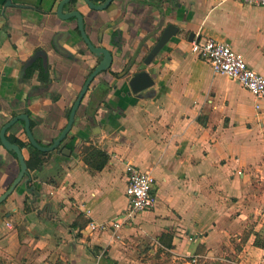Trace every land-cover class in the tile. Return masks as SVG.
Returning a JSON list of instances; mask_svg holds the SVG:
<instances>
[{
	"label": "crops",
	"instance_id": "obj_1",
	"mask_svg": "<svg viewBox=\"0 0 264 264\" xmlns=\"http://www.w3.org/2000/svg\"><path fill=\"white\" fill-rule=\"evenodd\" d=\"M60 1L11 0L6 6L0 0V122L29 111L44 146L66 127L101 59L82 40L77 20L58 16ZM72 10L81 12L91 42L110 50L113 62L92 81L62 146L40 151L43 161L29 166V183L26 177L0 205V264H190L192 258L197 264H264V245L255 244L257 238L264 243V100L257 111L252 93L215 74L189 40L194 32L229 44L264 74V6L114 0L94 10L76 0L64 5V12ZM169 24L180 28L178 34L145 67ZM57 32L66 54L54 47ZM38 48L48 54L50 82L35 75L20 85L23 62ZM142 68L156 80L152 97L130 93L128 81ZM23 125L7 134L29 161L33 151ZM91 144L110 155L102 171L91 172L83 160ZM0 154L1 196L20 163L1 146ZM127 163L152 173L157 203L124 221L131 204ZM84 219L99 227L91 230Z\"/></svg>",
	"mask_w": 264,
	"mask_h": 264
},
{
	"label": "water",
	"instance_id": "obj_2",
	"mask_svg": "<svg viewBox=\"0 0 264 264\" xmlns=\"http://www.w3.org/2000/svg\"><path fill=\"white\" fill-rule=\"evenodd\" d=\"M71 0H62L58 6L57 12L60 18L63 20H67L70 18H76L78 22V27L79 31L81 34L82 39L88 46L89 50L97 57L101 58L100 62L98 65L92 70L90 76L88 77L85 85L83 86L81 92L79 93L76 101L73 104L70 116H69V121L65 129L62 131V133L59 135L58 138L54 140V142L51 145L44 146L38 142V140L35 138L34 134L32 133L30 129V122L27 116L22 115L19 117H16L12 119L10 122H8L1 130L0 137L2 140V143L8 149L9 151H13L17 154L18 159L20 161L21 165V171L18 174L17 178L13 182L12 186L0 197V204L7 199L17 188V186L22 182L23 178L25 175L29 176L28 171V164L27 161L24 158V155L22 153V150L20 147L12 142H10L7 137H6V130L14 124L19 118H24L26 120V131L27 135L29 137L30 143L33 147L36 149L42 151V152H52L54 150H57L60 146H62V142L64 139L68 136L69 132L72 129V125L75 120L76 112L78 107L80 106L83 98L86 95V92L91 84V82L94 80V78L102 71L107 70L110 68L113 62V55L110 50H108L105 47L101 46H95L88 35L86 34L85 31V26H84V18L83 15L81 14L80 11L78 10H72L71 12H63L64 5L69 3ZM114 0H106L102 4H96L92 0H85V2L89 5L90 8L94 10H105L108 8V6L113 2ZM115 23V22H114ZM114 23L112 25H114ZM108 28V25L104 26L101 29L100 32V40L102 41L103 39V34L104 31ZM180 28L175 25V24H169L166 26L162 32L160 33L159 38L155 42V44L151 47L150 51L148 54L145 56L143 63L144 66L150 65L154 59L160 54L162 50L166 47V45L178 34ZM156 31L152 32L150 36L154 35ZM61 32H57L55 37H54V47L56 48L57 51H59L61 54H66V50L58 43L57 38L61 35ZM120 34V33H119ZM195 38V33L191 32L189 36V40L192 41ZM39 56H42L43 58L46 59V53L44 51H38L36 52L31 59L26 63V66H24L22 70L21 77H23L25 73V68L27 65L32 64V62ZM156 84L155 78H153L152 74L150 73L149 70L146 68H142L141 70L135 72L129 79L128 85L130 87V93L136 94L139 96H147V97H152L156 92L154 90V85ZM1 159V157H0ZM30 177L25 180L26 183H29ZM28 191L34 190V186L27 187Z\"/></svg>",
	"mask_w": 264,
	"mask_h": 264
},
{
	"label": "built area",
	"instance_id": "obj_3",
	"mask_svg": "<svg viewBox=\"0 0 264 264\" xmlns=\"http://www.w3.org/2000/svg\"><path fill=\"white\" fill-rule=\"evenodd\" d=\"M241 1L264 6V0ZM190 46L193 53L210 62L215 74L226 75L247 88L256 99V110H262L264 74L250 66L243 53L235 50L229 44L219 42L213 38L195 37L190 41ZM126 173L128 179L127 193L130 196L131 204L124 215V221L134 218L140 212L154 208L157 203V196L154 193L155 178L151 172L144 171L132 163H127ZM86 213L90 214L91 210L87 209ZM120 220L114 223L116 228L124 223L123 219ZM87 226L91 230H95L99 227V224L91 221ZM197 263L196 258H192L190 261V264Z\"/></svg>",
	"mask_w": 264,
	"mask_h": 264
},
{
	"label": "trees",
	"instance_id": "obj_4",
	"mask_svg": "<svg viewBox=\"0 0 264 264\" xmlns=\"http://www.w3.org/2000/svg\"><path fill=\"white\" fill-rule=\"evenodd\" d=\"M101 1H105V0H101ZM35 73H37L38 78L42 82H46L50 78L49 71L43 65V61L41 59H38L37 61H35L34 64L28 68L26 78L27 79L31 78L32 76H34ZM40 154H44V153L40 152L39 150L35 148L33 149L31 158L28 161V164L30 167H33V166H35L36 168L39 167V165L43 161V159L38 158V155ZM83 160L91 172H99V171H102L108 164L110 160V155L108 154L106 150H103L102 148L91 144L90 146L85 147L83 149ZM84 222H85L84 225H87L89 223L87 219H84ZM255 244L258 246L264 245V243H261L259 241V238L256 239ZM219 264H228V263H219Z\"/></svg>",
	"mask_w": 264,
	"mask_h": 264
},
{
	"label": "flooded vegetation",
	"instance_id": "obj_5",
	"mask_svg": "<svg viewBox=\"0 0 264 264\" xmlns=\"http://www.w3.org/2000/svg\"><path fill=\"white\" fill-rule=\"evenodd\" d=\"M8 2H6V6H10V4H12V2H11V0H7ZM62 1V0H61ZM60 1V2H61ZM93 1V0H92ZM106 1V0H105ZM105 1H103V2H105ZM74 2H76V0H71L69 3H67V4H73ZM94 2V1H93ZM103 2H101V3H98V4H102ZM95 3V2H94ZM60 4V3H59ZM97 4V3H96ZM59 6V5H58ZM110 6V5H109ZM108 6V7H109ZM64 12V11H63ZM71 12V11H70ZM58 13V12H57ZM65 13H67V12H65ZM59 16V15H58ZM76 19V18H75ZM77 20V19H76ZM78 30H79V27H78ZM80 32V31H79ZM81 35V34H80ZM60 37V36H59ZM57 40H58V38H57ZM83 40V39H82ZM54 41V40H53ZM84 41V40H83ZM88 47V46H87ZM102 47V46H101ZM56 49V48H55ZM89 49V48H88ZM38 51H44L45 53H46V59L45 58H43L42 56H39V57H37L33 62H32V64H29V65H27V67L25 68V73H24V75H23V77H21V74H22V70H23V68H24V66H26V63L31 59V57L36 53V52H38ZM59 52V51H58ZM38 59H41L42 61H43V65L47 68V70L49 71L50 70V64L48 63V61H47V59H48V54H47V52L44 50V49H41V48H38L31 56H30V58H28L26 61H24L23 62V65H22V68H21V72H20V74H19V83H20V85H24V83H28L35 75H37V73H35L34 74V76H32L31 78H29V79H27L26 78V74H27V70H28V68L30 67V66H32L33 64H34V62L35 61H37ZM100 62V61H99ZM98 62V63H99ZM98 65V64H97ZM96 65V66H97ZM90 76V75H89ZM37 77H38V75H37ZM49 77H50V72H49ZM38 80H40L39 78H38ZM41 81V80H40ZM42 82V81H41ZM50 82V78H49V80L48 81H46V82H42V83H45V84H48ZM92 83V82H91ZM90 87H92L91 86V84H90V86H89V88ZM2 110H3V105L0 103V114L2 113ZM71 110H72V108H71ZM70 113H71V111H70ZM70 113H69V116H70ZM22 115H25V116H27L28 117V119H29V122H30V129H31V131H32V128H33V123H34V120H33V118L31 117V114H30V112L29 111H24L23 113H18V114H15V115H12L8 120H6L5 122H3V123H1L0 122V133H1V130H2V128L8 123V122H10L12 119H14V118H16V117H19V116H22ZM1 117V116H0ZM0 121H1V118H0ZM68 121H69V118H68ZM18 123H22V124H24L23 125V129L25 130V132H26V135H27V131H26V120L24 119V118H19L14 124H12L7 130H6V137H7V139L10 141V142H12V143H14V144H16V145H18L19 147H20V145H19V143H17V141H16V139L13 137V136H8V131H10V130H12V129H14L15 127H16V125L18 124ZM68 124V123H67ZM67 126V125H66ZM73 126V125H72ZM65 129V128H64ZM63 129V130H64ZM32 133H33V131H32ZM62 133V132H61ZM27 137H28V135H27ZM36 138V137H35ZM39 142V141H38ZM52 144V143H51ZM50 144V145H51ZM28 147L33 151V149L35 148V147H33L32 145H31V143H30V140H29V137H28ZM0 146L1 147H3L5 150H6V152L10 155V156H13V158L14 159H16L19 163H20V161H19V159H18V156H17V154L15 153V152H13V151H9L8 149H6V147L4 146V144L2 143V140H1V137H0ZM20 149H21V147H20ZM36 149V148H35ZM22 150V149H21ZM38 150V149H37ZM40 151V150H39ZM0 157H1V159H0V166H3V164H4V157H3V155L2 154H0ZM27 164H28V161H27ZM6 165V164H5ZM28 169H29V164H28ZM20 171H21V165H20ZM20 171H19V173H20ZM28 173H29V170L27 171ZM18 173V174H19ZM18 176V175H17ZM17 176H16V178H17ZM27 177V178H26ZM30 176H28V175H25L24 176V178H23V180L26 178V179H28ZM15 178V179H16ZM15 179H14V181H15ZM25 179V180H26ZM31 179V178H30ZM22 180V181H23ZM13 181V182H14ZM13 182L11 183V185L7 188V190L12 186V184H13ZM20 185V184H19ZM19 185L17 186V188L19 187ZM28 187H31V186H28ZM16 188V189H17ZM6 190V191H7ZM5 191V192H6ZM4 192V193H5ZM3 193V194H4ZM2 194V195H3ZM1 195V196H2ZM0 196V197H1ZM6 200V199H5ZM4 200V201H5ZM3 201V202H4ZM2 202V203H3ZM1 203V204H2ZM0 204V205H1Z\"/></svg>",
	"mask_w": 264,
	"mask_h": 264
},
{
	"label": "rangeland",
	"instance_id": "obj_6",
	"mask_svg": "<svg viewBox=\"0 0 264 264\" xmlns=\"http://www.w3.org/2000/svg\"><path fill=\"white\" fill-rule=\"evenodd\" d=\"M155 258V257H154ZM159 258V257H158ZM151 264H156V262L154 261V262H150ZM206 264H209V263H206Z\"/></svg>",
	"mask_w": 264,
	"mask_h": 264
}]
</instances>
